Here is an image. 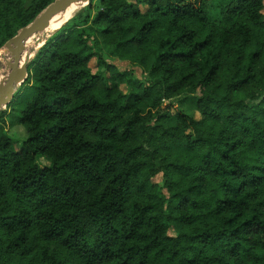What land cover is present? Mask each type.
Segmentation results:
<instances>
[{"label":"trees","instance_id":"16d2710c","mask_svg":"<svg viewBox=\"0 0 264 264\" xmlns=\"http://www.w3.org/2000/svg\"><path fill=\"white\" fill-rule=\"evenodd\" d=\"M54 1L0 0V48ZM88 9L0 112V264H264V0Z\"/></svg>","mask_w":264,"mask_h":264},{"label":"rangeland","instance_id":"374dc122","mask_svg":"<svg viewBox=\"0 0 264 264\" xmlns=\"http://www.w3.org/2000/svg\"><path fill=\"white\" fill-rule=\"evenodd\" d=\"M31 1L32 0H25V3L27 5H29L31 3ZM87 15H90V17L92 18L95 15V10L94 9L89 10L88 9V4L85 5V6H80L77 9V11L69 19H67L63 23V25L56 32L60 31L63 27H69V26H74V25L91 26V18L88 20L87 19ZM86 20H88V21H86ZM55 33H53L48 39L52 38ZM47 40H46V42H47ZM6 43L0 48V70L2 69V55H3V50L6 49ZM44 45L45 44L43 43L40 46V48L38 49V51ZM101 46H102L103 53H105V54L108 55L106 57L107 61L109 63L115 65L119 70H121V71L131 70V71L134 72V74L136 75V77L138 79H141V80H143V79H145L147 77V74L144 72V70H143L142 67H140L138 65H133L129 61L119 59L113 51H110L108 49V46L105 44V42L103 41V39H102ZM34 55H36V54H34ZM90 66L92 67V69L94 71H96V62H95L94 59L91 61ZM23 99H24V96H22V94H20V95H18L16 97V100L19 103H21ZM179 99H175V100L173 99V102L172 103H173V105L175 107L180 106L181 104H184L182 102L183 97L181 96ZM14 103H15V101L13 103H11L10 106L7 105L5 108H3L2 110H0V112L1 111H5V113H6L5 114V118L7 120V123H9V124H10V122L11 123H17L18 122V119H19V117H18L19 116L18 111L17 110H14V108H13L14 105H15ZM169 103H170L169 100H165L163 105L166 106ZM150 106H151V102L149 100H147V101H144L141 104V109H142L143 112H146L147 109ZM9 109L11 110V112L8 114ZM187 109L190 112V114L193 115V117L195 119H197V120L201 119L202 116H201V114H200L199 111H197L196 109H193L191 107L190 108H187ZM9 133H10V136L13 138L16 147H20L21 144H22V142L27 138V133L25 131L24 126H22V125H16L15 127H11ZM154 181L157 182V183H159L160 185H163L162 175L160 174L157 177H155L154 178ZM172 233H175V231L172 230Z\"/></svg>","mask_w":264,"mask_h":264},{"label":"water","instance_id":"95a60500","mask_svg":"<svg viewBox=\"0 0 264 264\" xmlns=\"http://www.w3.org/2000/svg\"><path fill=\"white\" fill-rule=\"evenodd\" d=\"M74 2L89 4L90 0H55L49 4L29 25L23 27L18 33L6 43V47L11 49L13 54L9 73L3 84H0V110L5 108L13 99L15 93L23 85L28 77L29 63H22L26 51L27 41L36 33L45 29L53 16L67 8ZM42 40V43H46ZM14 45L12 46V44ZM38 42L37 44H39ZM36 54V53H35ZM35 57V55H34Z\"/></svg>","mask_w":264,"mask_h":264},{"label":"bare ground","instance_id":"6f19581e","mask_svg":"<svg viewBox=\"0 0 264 264\" xmlns=\"http://www.w3.org/2000/svg\"><path fill=\"white\" fill-rule=\"evenodd\" d=\"M86 3H79L74 2L67 8L63 9L62 11L56 13L51 21L49 22V25L43 29L42 31L34 34L26 43V51L24 54V58L22 60V63L28 62L31 59H33L34 54L38 51L40 46L43 44L42 40L48 39L53 33H55L62 25L63 23L69 19L80 6H85ZM40 42L39 44H37ZM14 43L12 44V46ZM13 54L11 52V49L9 47H6L5 50H3L2 55V69L0 70V84H3L7 78V74L10 70V65L12 63Z\"/></svg>","mask_w":264,"mask_h":264}]
</instances>
